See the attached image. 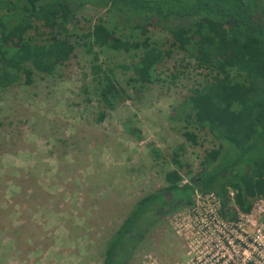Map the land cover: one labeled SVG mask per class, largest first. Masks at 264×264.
<instances>
[{"label": "rangeland", "instance_id": "obj_1", "mask_svg": "<svg viewBox=\"0 0 264 264\" xmlns=\"http://www.w3.org/2000/svg\"><path fill=\"white\" fill-rule=\"evenodd\" d=\"M99 22L110 25L105 9L78 8L82 42ZM123 34L109 44L106 33L107 43L94 48L128 94L100 119L92 56L84 47L53 74L35 71L31 83L0 89V264H101L107 240L138 199L167 185L168 172L178 170L182 182L204 176L200 162L216 139L171 116L209 71L173 49L150 71L152 82L142 84L131 68L137 56L120 48L132 35ZM149 35L168 45L166 31L153 28ZM255 201L253 215L227 220L218 196L197 195L192 206L153 226L128 264H219L207 258L220 256L214 240L223 233L236 238L238 225L250 232L264 224V204Z\"/></svg>", "mask_w": 264, "mask_h": 264}, {"label": "trees", "instance_id": "obj_2", "mask_svg": "<svg viewBox=\"0 0 264 264\" xmlns=\"http://www.w3.org/2000/svg\"><path fill=\"white\" fill-rule=\"evenodd\" d=\"M86 3L105 9L110 24L97 23L87 43L75 32L77 10ZM153 28L170 35L167 46L152 40ZM124 32L132 37L120 41V48L137 56L131 68L142 84L152 82L150 71L173 49L209 71L171 119L208 130L217 145L200 162L204 176L182 182L180 172L171 170L166 186L135 202L107 240L101 264H128L151 228L167 214L192 206L197 195L218 196L227 220L250 213L253 201L264 199V0H0V89L22 79L31 83L35 71L53 74L84 47L92 56L100 119L128 94L94 48L107 43L106 33L112 44L114 35ZM184 135L195 139L187 131ZM173 160L191 174L177 153Z\"/></svg>", "mask_w": 264, "mask_h": 264}, {"label": "built area", "instance_id": "obj_3", "mask_svg": "<svg viewBox=\"0 0 264 264\" xmlns=\"http://www.w3.org/2000/svg\"><path fill=\"white\" fill-rule=\"evenodd\" d=\"M257 199L256 203L264 204V199ZM254 205L255 203H253ZM253 206L250 213H240V217L241 215H253ZM260 224L261 226L254 228L250 232L238 225L234 234L236 238L226 237L225 239V233H223L222 240H214L213 245L215 250L220 251V256L215 257L217 254L208 252L207 258L219 264H264V224ZM206 237H208V234H206Z\"/></svg>", "mask_w": 264, "mask_h": 264}]
</instances>
